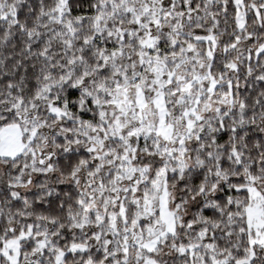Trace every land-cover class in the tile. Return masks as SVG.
Returning <instances> with one entry per match:
<instances>
[{"label": "snow or ice", "instance_id": "6c2138e0", "mask_svg": "<svg viewBox=\"0 0 264 264\" xmlns=\"http://www.w3.org/2000/svg\"><path fill=\"white\" fill-rule=\"evenodd\" d=\"M0 264H264V0H0Z\"/></svg>", "mask_w": 264, "mask_h": 264}]
</instances>
